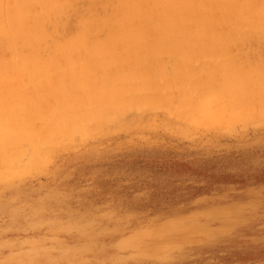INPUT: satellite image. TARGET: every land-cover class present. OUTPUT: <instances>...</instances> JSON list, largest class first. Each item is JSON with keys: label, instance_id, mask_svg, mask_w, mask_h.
Listing matches in <instances>:
<instances>
[{"label": "rangeland", "instance_id": "obj_1", "mask_svg": "<svg viewBox=\"0 0 264 264\" xmlns=\"http://www.w3.org/2000/svg\"><path fill=\"white\" fill-rule=\"evenodd\" d=\"M66 1V12L60 18L41 16V25L46 32V41L41 49L46 53L33 57L37 63L31 62L27 69H22V73L30 71L24 73L25 78L19 77L23 76L21 71L4 65L12 59L11 52L0 53L3 67H0V74L4 72L6 75V80L0 75V108L7 109L4 114L7 119L10 116L7 114L12 112L10 110L16 111L17 118L18 113L25 111L22 110L24 108L28 115L24 112L20 116L28 118H23V121H40L44 117L47 120V116L54 121L56 110L67 112L64 123L61 118L54 121L58 126L64 125L61 126L63 130L59 128L64 137H58L57 147L50 144L44 151L42 149V155L34 163L29 160V155L22 157L21 149L20 152L12 149L15 151L13 155L0 149L4 164L20 153L19 160L9 162L10 168L0 161V264H264V85H261L264 84V28H261L262 32L255 27L251 34L240 40L201 42L203 45L196 51L199 41H194L197 42L195 44L192 40L187 43L186 39H180L176 42L178 47L180 44L179 50L170 53L159 54L135 47L137 51L136 54L131 52L132 56L124 52L129 55L127 59L120 50L114 56L80 53L82 57L76 54L72 58L71 55L61 56L58 48L78 42L84 36L88 37L91 45L106 41L113 35H121L123 39L130 34L131 26L127 31L128 27L124 25L129 10L121 8L120 16H117L116 5L120 0ZM127 2L124 0L123 3ZM0 3L4 7L14 6L16 0H0ZM158 3V0H152V3L151 0H143L141 5H148L147 15H150L152 7ZM258 3L263 6L264 0H258ZM182 6V14L187 16L186 6ZM41 7L34 3L32 11L41 14ZM194 9L192 7L190 11ZM174 10L172 6L170 12ZM125 11L127 13H123ZM181 20L179 18L178 22ZM157 23V18L146 19L144 25L154 28ZM96 24L97 30L92 27ZM213 44L218 46V50L206 47ZM227 46L230 47L228 53ZM191 51L197 54L192 55ZM30 56L31 51L23 54L24 58ZM83 58L85 60L81 62ZM60 60L63 65L57 62ZM127 60L129 63H125ZM181 66L190 67V74L189 68L185 70ZM73 67L77 72L74 69V73ZM65 69L68 73L63 72ZM233 70L237 72L239 77L236 79L240 80L239 86L243 88L240 87L242 92L236 89L239 93L232 91L237 94L225 91L226 84L230 85ZM50 71L54 72L48 74ZM57 71L61 72L60 75ZM41 73L46 77H39ZM62 73L67 76L64 82ZM47 77L54 83L52 85L50 81L52 88L47 84ZM253 77L256 80L250 79ZM22 79L26 82H21V86L19 81ZM57 80L61 81L60 84ZM146 80L150 82L149 88L145 86ZM65 81L68 84L66 88ZM259 83L261 88H258ZM142 89L151 100L147 97L145 101L147 95L141 93ZM134 91L135 95L144 97L137 95V101ZM218 91L222 93L218 99L221 104L218 109L211 107L212 115L203 116L195 112L199 111L200 102L210 94L216 93L217 98ZM47 92L51 93L50 96ZM230 102L236 105L226 109ZM252 105L254 114L250 109ZM183 108L185 112L182 113ZM219 109L221 111L217 113L214 111ZM241 109L246 110L243 112ZM36 112L47 115L42 114L41 119L34 115ZM50 112L55 113L51 115ZM20 116L16 120L11 115L6 125L10 124L9 127L17 130L18 125L21 127L24 123L18 124ZM81 120L86 122L87 128ZM100 120L103 122L99 123ZM78 126L81 128L79 131ZM21 129L16 131L17 134H22ZM0 130L8 133L1 127ZM65 138L71 139L65 141ZM2 152L8 154L7 158L4 154L2 156Z\"/></svg>", "mask_w": 264, "mask_h": 264}, {"label": "bare ground", "instance_id": "obj_2", "mask_svg": "<svg viewBox=\"0 0 264 264\" xmlns=\"http://www.w3.org/2000/svg\"><path fill=\"white\" fill-rule=\"evenodd\" d=\"M66 1V0H65ZM65 1H63V0H16V3L14 4V6L12 5V6H6V7H4L1 3H0V53L1 52H11V54H12V59H10V60H8L7 62H4V65L7 67V68H11V67H14V68H16L17 70H19V71H21V73L23 72L22 71V69H27L28 68V64L30 63L31 64V62H33V63H37V61L36 60H34L35 58H33V57H35V56H40V55H44V53H46V51H44V50H42L41 48H42V44L46 41V32H45V30H44V27L41 25V16L42 15H44V16H46V17H50L51 18V16L53 17H55L56 19L57 18H60L61 16H63L64 15V13L66 12H64V9H65ZM119 1V0H118ZM142 1L143 0H128V2L125 4V3H123L124 2V0H120L119 1V3H118V5H116V10H117V16H120L119 14V12H120V10H122L121 8H124L125 10H129V12H128V14H127V19H126V21H125V23H124V25H125V28L126 27H128V30L127 31H129V28H130V26H131V31H130V34H127V35H125V38L123 37V39H121L122 38V36L121 35H118V37L117 36H115V35H113V36H109V37H107L106 38V41H102V42H98V43H96V44H93V45H91L90 44V42H89V40L87 39L88 37L87 36H84V38H82L80 41H78V42H75V43H72V44H70V45H67V46H64V47H62V48H58V50L60 51V54H61V56H69V55H71V57H72V55L74 56V58H75V56H76V54H79V56H81L83 53H85L86 55L87 54H89V55H98V54H101V55H104V54H107V55H110V54H113V56H114V53H116V52H118L119 50L120 51H123L122 53L120 52V54H122L123 55V53L124 52H128V54H131V56H132V53L131 52H136L137 50L135 49V47L136 48H142L143 50H147V51H156V53H159V54H163V53H170V52H175V51H178L179 50V47H180V44H179V47H178V45L176 44V42L179 40V42H180V39H186L187 40V43L188 42H190V40H192L193 42L194 41H199V43H198V45H197V48L195 49V51L196 50H198L199 48H200V45L202 44L201 42H206V41H217V40H221L222 39V41L223 40H228V39H234V38H238L237 40H240L239 38H242V37H245L246 35H249V34H251V32H252V30L256 27V28H259L260 30H261V28L263 27L264 28V4H263V6L261 5V4H259L258 3V0H239L238 2H235V0H158V4H154V6L152 7V9H151V14L150 13H148V14H150V15H147V12H148V5H141L142 4ZM66 2H68V1H66ZM34 3H39L40 4V6H42L41 8H42V13L40 14V13H36V11L35 12H33L32 11V8H33V5H34ZM144 3H146V2H144ZM151 3H152V0H151ZM67 4V3H66ZM150 4V3H149ZM182 4H184L185 6H186V12H187V16L186 15H184V14H182L183 13V10H184V7L182 6ZM67 6V5H66ZM123 6V7H122ZM150 6H151V4H150ZM172 6H173V9L175 8V10H174V12L172 11V12H170L171 11V9H172ZM68 7V6H67ZM192 7H194L195 9L191 12L190 11V9L192 8ZM67 9V8H66ZM114 10H115V8H114ZM142 10H143V12H142ZM123 13H127L126 11L125 12H123ZM115 14H116V12H115ZM113 17V16H112ZM112 17H111V19H112ZM113 18H115V17H113ZM154 18H157L158 19V23L156 24V25H154V28L152 27V26H150V28H147L145 25H144V22H145V20L147 19V21H148V19L149 20H152V19H154ZM179 18L180 19H182L180 22H178L179 21ZM52 19V18H51ZM111 19H108V20H111ZM107 20V21H108ZM120 20H121V18H120ZM122 20H124V18H122ZM64 24H62L61 26H63ZM97 25V24H96ZM120 26V25H119ZM92 27L93 28H96V27H98V25L97 26H95V25H92ZM122 28V27H121ZM124 28V29H125ZM101 29V28H100ZM96 30H97V28H96ZM119 31H120V29H119ZM123 31V30H122ZM262 31V30H261ZM118 32V31H117ZM124 32V31H123ZM263 32V31H262ZM116 33V32H115ZM119 33V32H118ZM126 33V32H125ZM264 33V32H263ZM174 37V38H173ZM154 40H157L159 43H157V42H155ZM185 40V41H186ZM189 40V41H188ZM235 40V39H234ZM178 42V43H179ZM184 42V41H183ZM195 44L197 43V42H194ZM194 43H192V49H194L193 48V44ZM219 43H221V41L219 42ZM229 43H231V40H230V42ZM228 43V44H229ZM223 44H225V42L223 43ZM221 45V44H219L218 45V43H217V45L218 46H224V47H226L225 45ZM21 45V47H19ZM138 45L139 46H142V47H138ZM183 45H185V44H183ZM188 45V44H187ZM203 45V44H202ZM206 45V44H205ZM196 46V45H195ZM216 46V44H213V45H207L206 47L208 48V47H215ZM217 46V47H218ZM186 48L188 47V46H185ZM205 47V46H204ZM205 47V48H206ZM217 47H215L214 49H216V50H218V48ZM229 46H227V53H228V50H229V48H228ZM156 48V49H155ZM191 48V47H190ZM213 49V48H212ZM211 49V50H212ZM31 51L32 52V57L30 56L29 58H24L23 57V54L25 55V53L27 54L28 53V51ZM142 50V51H143ZM191 50V49H190ZM189 50V51H190ZM206 50V49H205ZM204 50V48H203V52L205 51ZM226 49L224 48V51H225ZM180 51H181V49H180ZM193 51V50H192ZM191 51V52H192ZM208 51V50H207ZM223 51V49H221V52ZM141 52V51H140ZM144 52V51H143ZM184 52V51H183ZM194 52V51H193ZM192 52V55H195V54H197L196 52H195V54ZM206 52V51H205ZM217 52V51H216ZM80 53H82V54H80ZM119 53V52H118ZM138 53V52H137ZM211 53V55L213 56V54H214V51H212V52H210ZM84 54V55H85ZM128 54H126L125 55V53H124V55H125V58L127 59V57L126 56H129ZM136 54V53H135ZM143 54V53H142ZM141 54V55H142ZM149 54V52H147V55ZM158 54V55H159ZM180 54V53H179ZM208 55H209V52L207 53ZM206 54V55H207ZM217 54H219V51H218V53ZM216 54V55H217ZM46 55V54H45ZM89 55H87V56H89ZM122 55H121V57H122ZM123 55V56H124ZM138 55V54H137ZM140 55V56H141ZM157 55V56H158ZM165 55V54H164ZM170 55V54H169ZM177 56H178V53L176 54ZM188 55H189V52H188ZM207 55V56H208ZM87 56H85V57H87ZM112 56V57H113ZM140 56H137V58L138 57H140ZM175 56V55H174ZM177 56H176V58H177ZM219 56V55H218ZM217 56V57H218ZM82 57V56H81ZM84 57V58H85ZM106 57V56H105ZM108 57V56H107ZM117 58H118V56H116ZM136 57V56H135ZM154 56H152V58H153ZM179 57H180V55H179ZM215 57V56H214ZM41 58V57H40ZM70 58V57H69ZM73 58V57H72ZM80 58V57H79ZM83 58V60L81 61V62H83L85 59ZM93 58V57H92ZM159 57H157V59H158ZM25 59V60H24ZM37 59V58H36ZM46 59H48V58H46ZM90 59V58H89ZM94 59V58H93ZM107 59V58H106ZM129 59V58H128ZM141 59V58H140ZM208 59H209V57H208ZM214 59H216V57L214 58ZM213 59V60H214ZM61 60H63V59H61ZM61 60L60 61H57V62H59V64L61 65H63V62H61ZM72 59H70L69 60V63H70V61H71ZM80 60V59H79ZM78 60V61H79ZM87 60V59H86ZM99 60H100V58H99ZM116 60V59H115ZM134 60V59H133ZM145 60V58L142 60V61H144ZM179 60V63H180V59H178ZM210 60V59H209ZM43 61H44V58H43ZM54 61V60H53ZM94 61V60H93ZM104 61H106V60H104ZM118 61V60H117ZM149 61V60H148ZM41 62V61H40ZM89 62H90V60H89ZM111 62V61H110ZM109 62V63H110ZM129 63L128 62V60L127 61H125V63ZM132 62V61H131ZM130 62V63H131ZM210 62H212V59H211V61ZM47 64H48V62H46ZM45 63V64H46ZM76 65H77V59H76ZM74 63V64H75ZM91 63V62H90ZM106 63V62H105ZM105 63H103L104 65H105ZM136 63H138V62H136ZM182 63V62H181ZM189 63V62H188ZM209 63V62H208ZM217 63H218V61H217ZM216 63V64H217ZM1 61H0V67H1ZM39 64V63H38ZM37 64V65H38ZM46 64V65H47ZM49 64H51V62L49 63ZM55 65H56V63H54ZM65 64H67V63H65ZM73 64V65H74ZM78 64H79V62H78ZM82 64V63H81ZM89 64V63H88ZM111 64V63H110ZM110 64H109V66H110ZM178 64V63H177ZM215 64V62L212 64V65H214ZM41 65L42 64H40V66L39 67H41ZM43 65H44V63H43ZM52 65V64H51ZM136 65V64H135ZM135 65H134V67H135ZM143 64H141V66H142ZM146 65V64H145ZM144 65V66H145ZM179 65V64H178ZM177 65V66H178ZM210 65V64H209ZM208 65V66H209ZM211 65V66H212ZM36 66V65H35ZM48 66V65H47ZM58 66V68H60V66L59 65H57ZM81 66H83V65H81ZM124 66H126L125 64H124ZM132 65H130L129 67H131ZM161 66V65H160ZM184 66H185V64H184ZM184 66H181L182 68H185ZM46 66L44 65V68H45ZM62 67V66H61ZM64 67H66V66H64ZM74 67H76L77 68V66H74ZM73 67V70L75 69ZM86 66H85V63H84V68H85ZM98 67V66H97ZM96 67V69H99V68H97ZM118 67H119V65H118ZM1 68H3V67H1ZM0 68V69H1ZM35 68V67H34ZM33 68V69H34ZM42 68V67H41ZM40 68V69H41ZM49 68H51V67H49ZM67 68H68V66H67ZM112 68V67H111ZM113 68H116V67H113ZM126 68V67H125ZM125 68H123V69H125ZM132 68V67H131ZM138 68H140V67H138ZM146 68V67H145ZM189 68V69H188ZM187 69H188V73H189V71H190V67H188ZM211 67L209 66V69H210ZM15 69V70H16ZM31 68H29V70H30ZM52 69H54V67H52ZM71 69V68H70ZM93 69V68H92ZM94 69H95V66H94ZM123 69H121V70H123ZM126 69H128V68H126ZM141 69V68H140ZM186 68H185V70H187ZM51 70V69H50ZM61 71H62V69H60ZM76 70V69H75ZM75 70H74V73H75ZM80 70H82V69H80ZM83 70H86V69H83ZM82 70V71H83ZM90 71H91V68L89 69ZM102 70V69H101ZM107 70V69H106ZM105 70V71H106ZM112 70V69H111ZM139 70V69H138ZM154 70V69H153ZM159 70V69H158ZM157 70V72H159ZM197 70V69H196ZM196 70H194V71H196ZM3 71V70H2ZM26 71H28V70H26ZM26 71H24V73L26 72ZM33 71V70H32ZM37 71V70H36ZM35 71V72H36ZM40 71V70H39ZM38 71V72H39ZM45 71V70H44ZM48 71H49V69H48ZM59 71V70H58ZM58 71H57V74H59V73H61V72H59L58 73ZM66 71H67V73H68V70H66L65 69V71H63V72H65L66 73ZM71 71V70H70ZM88 71V70H87ZM87 71H85V72H87ZM89 71V72H90ZM105 71H104V73H105ZM109 71V70H108ZM130 71V70H129ZM129 71H127V74H128V72ZM137 71V70H136ZM152 71V70H151ZM192 72H191V74L193 73V70H191ZM210 71V70H209ZM9 72V71H8ZM28 72H30V71H28ZM41 72H43V71H41ZM52 72H54V71H50V73L48 72V74H51ZM76 72H77V70H76ZM84 72V73H85ZM88 72V73H89ZM176 72V71H175ZM186 72V71H185ZM4 72H2V74H0V75H3V77L1 78V79H4V76H6V75H4L3 74ZM7 73V72H6ZM24 73H22L23 74V76L22 75H20L19 77H24L25 78V76H24ZM40 73V72H39ZM44 73V72H43ZM43 73H41L42 74V76H39V77H43V75L46 77V75L45 74H43ZM45 73H46V71H45ZM74 73H72V74H74ZM83 73V74H84ZM91 73H93V71L91 72ZM112 73V72H111ZM131 73H132V70H131ZM161 73V72H160ZM176 73H178V71L176 72ZM183 73V72H182ZM197 73H198V70H197ZM209 73V72H208ZM29 74V73H28ZM37 74V73H36ZM36 74H35V76H36ZM41 74H39V75H41ZM71 74V73H70ZM106 74H107V72H106ZM119 74V73H118ZM120 74H122V73H120ZM140 74H142V73H140ZM175 74V73H174ZM173 74V75H174ZM190 74V73H189ZM195 73H193L192 75H194ZM222 74V73H221ZM225 74V73H224ZM231 79L229 80V84L231 85H228V83H227V81H226V88H225V91H230L231 93H232V91H234L235 90V92H237V90L236 89H240V87L241 86H239L240 85V83H239V81L240 80H237L236 78L237 77H239V76H237V72H234V70L231 72ZM55 75H56V72H55ZM60 75V74H59ZM58 75V76H59ZM62 75H63V73H62ZM67 75V74H66ZM75 75V74H74ZM133 75V73L131 74V76ZM147 75V74H146ZM178 75V74H177ZM180 75V74H179ZM191 75V76H192ZM212 75H213V73H212ZM223 75V74H222ZM33 76V75H32ZM35 76H33V77H35ZM53 76H54V73H53ZM64 76V79H63V81L62 82H64V80H65V78L67 77V76H65V75H63ZM73 76V75H72ZM86 76H88V74L86 75ZM121 76V75H120ZM131 76H129L128 75V77H131ZM135 76V75H134ZM136 76H137V74H136ZM152 76H153V74H152ZM183 76V75H182ZM198 76V75H197ZM7 77H8V74H7ZM30 77V81H31V76H29ZM32 77V78H33ZM36 77H38V76H36ZM89 77H90V75H89ZM92 77V76H91ZM181 77V76H180ZM184 77V76H183ZM189 77V76H188ZM219 78H220V74H219V76H218ZM252 77V76H251ZM255 77V76H254ZM254 77L253 78H250V79H254ZM44 78V77H43ZM43 78H41L42 79V81L44 80ZM49 78V79H48ZM54 78V77H53ZM52 78V79H53ZM56 78V77H55ZM69 78V77H68ZM77 77H75V79H76ZM87 78V77H86ZM123 78H125V77H123ZM137 79H138V77H136ZM161 78V77H160ZM174 78V77H173ZM179 78V77H178ZM178 78H177V80H178ZM193 78H195V77H193ZM197 78V77H196ZM219 78H217V79H219ZM256 78V77H255ZM19 79V78H18ZM36 79H38V78H36ZM35 79V80H36ZM47 81H48V85L50 84V77H47ZM70 79L72 80L73 79V77L71 78L70 77ZM120 79H121V77H120ZM119 79V80H120ZM136 79V80H137ZM183 79V78H182ZM188 79V78H187ZM201 79H202V77H201ZM201 79H200V81H201ZM203 79H204V77H203ZM229 79V78H228ZM243 79V78H242ZM246 80H248L247 78H245ZM244 79V80H245ZM257 80H259V79H261L260 77H259V79L258 78H256ZM256 79H254V80H256ZM4 80H6V79H4ZM25 80V79H24ZM23 79L21 80V81H19V83H21V82H23L24 81ZM34 80V79H33ZM55 80V79H54ZM61 80H62V78H61ZM68 80V79H67ZM77 80V79H76ZM80 79H78V81H79ZM124 80V79H123ZM128 80H130L129 78H128ZM132 80V79H131ZM149 80V79H148ZM160 81H161V79H159ZM168 80V79H167ZM175 80V79H174ZM208 80V79H207ZM7 81H8V79H7ZM6 81V82H7ZM17 81V80H16ZM29 81V82H30ZM42 81L40 80V83H42ZM60 81V80H59ZM59 81L57 80L56 82H58L59 83ZM84 81H85V78H84ZM84 81H82L83 83H84ZM88 81V80H87ZM138 81V80H137ZM152 81V80H151ZM183 81V80H182ZM188 81V80H187ZM200 81L198 82V83H200ZM242 81V80H241ZM249 81V80H248ZM261 81V80H260ZM2 82V81H1ZM24 82H26V81H24ZM32 82V81H31ZM61 82V81H60ZM66 82V81H65ZM86 82V81H85ZM166 82V81H165ZM169 82H170V80H169ZM178 82V81H177ZM243 82V81H242ZM245 82V81H244ZM257 82V81H256ZM256 82H252V83H256ZM43 83H44V81H43ZM43 83L41 84V85H43ZM45 83V84H46ZM51 83H52V85L54 84L52 81H51ZM121 83V82H120ZM131 83H132V81H131ZM138 83H139V81H138ZM161 83H164V81L162 82L161 81ZM207 83V82H206ZM249 83V82H248ZM261 83H262V81H261ZM6 84V83H5ZM35 84H36V82H35ZM39 84V83H38ZM60 84V83H59ZM66 84H67V82H66ZM65 84V87L64 88H66V86H68V84L66 85ZM77 84H78V82H77ZM133 84V83H132ZM134 84H135V81H134ZM151 84H153V83H151ZM183 84V83H182ZM190 84V83H189ZM244 85H245V83H243ZM258 84V83H257ZM40 85V84H39ZM141 85V84H140ZM140 85H139V90H141V88H140ZM211 85H213L212 83H211ZM221 85V84H220ZM220 85H218V88H220ZM243 85V86H244ZM261 85H264V84H261ZM21 86H22V83H21ZM50 86V85H49ZM55 86V85H54ZM54 86H53V88H54ZM145 86L147 87V88H149V86H150V82H148L147 80L145 81ZM162 86V85H161ZM189 86V85H188ZM216 87H217V85H215ZM214 86V87H215ZM250 86H251V84H250ZM254 86H256V85H254L253 84V87ZM258 86V85H257ZM259 86H260V83H259ZM258 86V88H261V86L259 87ZM24 87V86H23ZM22 87V88H23ZM51 87V86H50ZM50 87H49V90H50ZM56 87V86H55ZM58 87H59V85H58ZM61 87V86H60ZM110 87V86H109ZM125 87V86H124ZM135 87V86H134ZM154 87V86H153ZM204 87V86H203ZM215 87V88H216ZM252 87V86H251ZM43 88H47V87H43ZM52 88V87H51ZM218 88H216V90L218 89ZM264 88V87H263ZM41 89V88H40ZM58 89H60V88H58ZM124 89V88H123ZM122 89V90H123ZM241 89L243 90V88L241 87ZM240 89V91L242 92V90ZM246 89L248 90V88L246 87ZM43 90V89H42ZM54 90H56V89H54ZM114 90V89H113ZM120 90V89H119ZM133 90H134V88H133ZM161 90H163V89H161ZM246 90V91H247ZM44 91V90H43ZM51 91H52V89H51ZM59 91V90H58ZM106 91V90H105ZM145 91H147V90H145ZM153 91V90H152ZM157 91V90H156ZM165 91V90H164ZM246 91H244V93L246 92ZM252 91V90H251ZM257 91V90H256ZM262 91V90H261ZM42 92V91H41ZM45 92L46 91H44V93L43 94H45ZM52 92H54V91H52ZM110 92V91H109ZM119 92V91H118ZM128 92V91H127ZM135 92L136 91H134V95H135ZM151 92V91H150ZM185 92V90L183 91V93ZM219 92V91H218ZM217 92V93H218ZM141 93H143V95H147V93H144V91H143V89H142V92ZM140 93V94H141ZM155 93V92H154ZM237 93H239V92H237ZM237 93H232V94H237ZM50 94L51 93H49L48 94V92H47V95H49L50 96ZM119 94V93H118ZM157 94V93H156ZM163 94H165V93H163ZM222 93H221V91L219 92V96L217 97V98H215V96H217V94L215 93V94H210L211 96H209V98H205V99H203L200 103V105H198V106H200V109H199V111H198V109L197 110H195V112H200V114L201 115H203V116H205V115H212V111H211V109L213 108V107H215L216 109H218V107L217 106H219V104H221V101H219L218 99H220L219 97H220V95H221ZM243 94V93H242ZM241 94V95H242ZM248 94V91L246 92V94L245 95H247ZM263 94V93H262ZM53 95V94H52ZM129 96H131L132 97V95L131 94H128ZM138 95V94H137ZM135 95L134 97H136V99H137V101L139 100V98H137L138 96H143V95ZM158 95H159V93H158ZM225 95H226V93L224 94V97H225ZM229 95L231 96V94L229 93ZM244 95V96H245ZM65 96V95H64ZM122 96H124V93H123V95ZM121 96V94H120V97L123 99V97ZM156 96V95H155ZM154 96V97H155ZM233 97L234 96H236V95H232ZM52 97V96H51ZM68 97V96H67ZM118 97V96H117ZM125 98L126 97H128V96H124ZM144 97V96H143ZM143 97H141V99L143 98ZM147 97H148V95L146 96V98H145V101H146V99H147ZM227 98H230V97H228V96H226ZM248 97V96H247ZM259 97V96H258ZM64 98H66V97H64ZM72 98V97H71ZM125 98H124V100L122 101L123 103H124V101H125ZM169 98H171V97H169ZM240 98V97H239ZM238 98V99H239ZM250 98H251V96H250ZM69 99V98H68ZM74 99V98H73ZM114 99V98H113ZM127 99V98H126ZM134 99V98H133ZM148 99H150L151 100V97L149 98L148 97ZM155 99V98H154ZM222 99V98H221ZM236 99V98H235ZM252 99V98H251ZM59 100H61V99H59ZM75 100L76 99H74V101L73 102H75ZM115 100V99H114ZM114 100H112V101H114ZM232 100V99H231ZM110 101V100H109ZM156 101V100H155ZM161 101V100H160ZM162 101H163V99H162ZM225 101V100H224ZM237 101V100H236ZM242 101V100H241ZM247 101V100H246ZM59 102H61V101H59ZM65 102V101H64ZM120 102V101H119ZM140 102H141V100H140ZM151 102H153V101H151ZM151 102H148V104L149 103H151ZM226 102V101H225ZM11 103H13V102H11ZM11 103H9L10 105H11ZM15 103V102H14ZM114 104H115V102H113ZM132 103H134V100H133V102ZM132 103H130V104H132ZM141 103H144V102H141ZM140 103V104H141ZM165 103V102H164ZM222 103H224V102H222ZM241 103H244V102H241ZM241 103H240V105H241ZM250 104H252L253 103V100H252V102H249ZM57 104H59V103H57ZM74 104V103H73ZM81 104V103H80ZM114 104H113V106H114ZM117 104H119L118 102H117ZM126 104V103H125ZM146 104V103H145ZM166 104V103H165ZM228 104H231V105H228L229 107H227L226 109H229V108H231L233 105L232 104H234V103H232V102H230V103H228ZM239 104V103H238ZM250 104H248V105H250ZM17 105V104H16ZM16 105H14L15 107H17ZM51 105V104H50ZM65 105H66V103H65ZM71 105V104H70ZM121 105V104H120ZM124 105V104H123ZM126 105H128V103L126 104ZM142 105H144V104H142ZM147 105V104H146ZM150 105V104H149ZM236 105V103L234 104V106ZM14 106H13V109H14ZM18 106H19V103H18ZM55 106V105H54ZM112 106V108H114ZM115 106H116V104H115ZM136 106H138V105H136ZM222 106V105H221ZM224 106V105H223ZM222 106V107H223ZM238 106V105H237ZM67 107V106H66ZM73 107H74V105H73ZM76 107H77V105H76ZM75 107V108H76ZM86 107V106H85ZM105 107H107V106H105ZM118 107V106H117ZM120 107V106H119ZM118 107V108H119ZM125 107H127V106H125ZM125 107H124V109H125ZM141 107V106H140ZM190 107V106H189ZM197 107V106H196ZM195 107V108H196ZM212 107V108H211ZM239 107V106H238ZM253 105L250 107V109L252 110L253 108ZM60 108V107H59ZM62 108H63V106H62ZM70 108V107H69ZM82 108V107H81ZM90 108V107H89ZM94 108H95V106H94ZM116 108V107H115ZM117 108V109H118ZM128 108V107H127ZM220 109H221V107H219ZM236 108V107H235ZM246 108V107H245ZM247 108H248V106H247ZM1 109V108H0ZM11 109V108H10ZM18 109H19V107H18ZM36 109H38V108H36ZM67 109V108H66ZM78 109V108H77ZM87 109V108H86ZM121 109V108H120ZM119 109V110H120ZM129 109H131V108H129ZM191 110L193 109V107L192 108H190ZM214 109V108H213ZM212 109V110H213ZM218 110V111H216V110H214L216 113L217 112H219V111H221V110ZM237 109V108H236ZM7 109L5 108V110L4 109H1L0 110V127L2 128V129H5L6 131H8V133H1L0 132V149H4V153H5V150H6V152L8 153V154H10L11 153V155H13L12 153H13V151H12V149H15V150H18L19 149V152H20V149H21V151H22V157L23 156H26V155H29L30 156V158H29V160L31 161V162H33L34 163V161L40 156V155H42V149H43V151H44V148H46L48 145H50V144H55V142L56 141H58L57 139H58V137L62 134V132L60 131V129L61 130H63L62 128H61V126H64V125H56V122H58L59 120H60V118L62 119V122L65 120L64 119V117L66 116L65 114L67 113V112H61L60 110H59V112H58V110H56L55 112H52V113H55V116H53V118H54V121H56V122H54V121H50L49 119V116H47V120H46V118L44 117L43 119H42V117H43V115L44 116H46L47 115V113H46V115L44 114V113H42V112H40L41 113V115H42V117H40L41 115L39 114V113H34V115H37V117L39 118H41L42 120H38L37 118H36V116L34 117V118H36L37 120L36 121H33V120H29V119H27V120H29V121H23V118H28L27 116H22L23 115V113L26 111V108H24V109H22L23 111V113H18V115L20 116V114H22L21 116H22V118H21V116H20V118H21V120L19 119V122H18V124H21L22 123V121L24 122V123H22V134L21 135H19V134H17V130H19L21 127L18 125V129L17 130H14V128L12 129L11 127H9V125L7 126L6 124L8 123V121L7 120H9V118H10V116L12 115L13 116V119L14 118H16V114L17 113H15V112H13V110H10V111H12V112H10L9 114H7V115H10L9 117H8V119L4 116V114H6L7 113V111H6ZM70 110H72V109H70ZM69 110V111H70ZM75 110V109H74ZM95 110V109H94ZM190 110V111H191ZM230 110H232V109H230ZM242 110V109H241ZM244 111L246 110V109H243ZM242 110V111H243ZM251 110H249V111H251ZM253 110H255V109H253ZM253 110H252V112H253ZM27 111H28V109H27ZM32 111H34V109H32ZM78 111V110H77ZM81 111V110H80ZM127 111V109L124 111V112H126ZM180 111V110H179ZM183 111H184V108H183V110L181 109V112L183 113ZM193 111V110H192ZM243 111V112H244ZM249 111H247V112H249ZM96 112V111H95ZM101 112V111H100ZM109 112V111H108ZM120 112H122V109H121V111ZM123 112V113H124ZM185 112V111H184ZM233 112V111H232ZM237 112V111H236ZM11 113H15L14 115H15V117H14V115L13 114H11ZM33 113V112H32ZM51 112H50V114L51 115H53ZM89 113V112H88ZM102 113V112H101ZM115 113L116 114H119L120 115V113H118V111L116 112V110H115ZM198 113H196L197 115H198ZM227 113V112H226ZM235 113V112H234ZM39 114V115H38ZM109 114V113H108ZM188 114V113H187ZM199 114V115H200ZM220 114V113H219ZM222 114H224L223 112H222ZM246 114V113H245ZM245 114H244V116H245ZM247 114H249V113H247ZM251 114V113H250ZM249 114V115H250ZM253 114H254V112H253ZM25 115H28L26 112H25ZM32 117L34 116V115H32V114H30ZM50 115V116H51ZM70 115V114H69ZM78 115H79V112H78ZM19 116H17V118H19ZM82 116V115H81ZM103 116L104 115H102V117L101 118H103ZM122 116H125V114L124 115H122ZM194 116V114L192 115V117ZM247 116V115H246ZM67 117V116H66ZM95 117V116H94ZM100 117V116H99ZM108 117H110V115H108ZM115 117V116H114ZM117 117H118V115H117ZM186 117V116H185ZM17 118H16V120H17ZM33 118V119H34ZM70 118H72V117H70ZM78 118V117H77ZM87 118V117H86ZM119 118V117H118ZM118 118H115V120H118ZM123 119H124V117H122ZM187 118V117H186ZM248 118V117H247ZM31 119V118H30ZM52 119V118H51ZM109 120H110V118H108ZM111 119H112V117H111ZM188 119V118H187ZM193 119V118H192ZM97 120H98V118H97ZM104 120V119H103ZM108 120V121H109ZM114 120V121H115ZM12 121V118H11V120H10V122ZM69 120H67V122H68ZM84 121H85V119H84ZM93 121H94V119H93ZM96 121V120H95ZM94 121V122H95ZM111 121V120H110ZM109 121V122H110ZM113 121V120H112ZM125 121V120H124ZM9 122V123H10ZM21 122V123H20ZM81 122H82V120H81ZM99 123L100 122H103V121H98ZM98 122H96L95 124L99 127V125H98ZM14 122H12V124H13ZM15 123H16V121H15ZM64 123V122H63ZM78 123V125L80 126V123L79 122H77ZM83 124L85 123L86 124V122H82ZM88 123V122H87ZM90 123V122H89ZM89 123H88V126H90L89 125ZM92 123V122H91ZM108 123V122H107ZM85 124H84V126H85ZM16 126H17V124H15ZM52 125V126H51ZM54 125H56L55 126V128L53 127ZM67 125L68 126H70V123H67ZM73 125V124H72ZM92 125H93V123H92ZM101 125H103L102 123H101ZM100 125V126H101ZM11 126H13V125H11ZM15 126V127H16ZM78 126V128H80ZM87 126V125H86ZM85 126V127H86ZM3 127H5V128H3ZM8 127V128H7ZM14 127V126H13ZM74 127V126H73ZM91 127V126H90ZM96 127V126H95ZM95 127H94V129H95ZM60 128V129H59ZM64 128V127H63ZM68 129L69 130V128L67 127V126H65V129ZM81 128L83 129V127H82V124H81ZM81 128L80 129H78V131L79 130H81ZM87 128V127H86ZM101 128V127H100ZM102 129V128H101ZM75 130V129H74ZM73 130V131H74ZM83 130H85V128L83 129ZM1 131V130H0ZM67 131V130H66ZM70 131H71V129H70ZM75 131H77V130H75ZM74 131V132H75ZM92 131H93V127H92ZM95 131V130H94ZM93 131V132H94ZM97 131H99V129H97ZM21 133V132H20ZM64 133V132H63ZM66 133V132H65ZM68 133H69V131H68ZM67 133V134H68ZM66 134V135H67ZM66 135H65V137H66ZM61 136H63L64 137V135H61ZM68 136V135H67ZM69 136H71L72 137V134H70ZM62 137V138H63ZM60 138V137H59ZM68 139V138H67ZM67 139L65 138V141H67ZM71 139V138H70ZM70 139H68V141L70 140ZM64 140V139H63ZM61 141V140H60ZM59 141V145L58 146H60V142ZM56 144H57V142H56ZM56 144H55V146H56ZM62 144H64L63 142H62ZM62 147H63V145H61ZM57 147V146H56ZM67 148V147H66ZM54 149H56V148H53L52 150H54ZM58 150V149H57ZM1 153L2 154V156H4L5 155V158H7L6 156H8V154L6 153V154H4V153ZM10 152V153H9ZM53 152V151H52ZM14 153H15V151H14ZM46 153V152H45ZM4 154V155H3ZM17 154H18V152H17ZM20 154V153H19ZM18 154V155H19ZM18 155H17V158H18ZM10 156V155H9ZM1 157V156H0ZM11 157V156H10ZM9 157V158H10ZM4 158V159H5ZM8 158V159H9ZM13 159L11 160V161H15V159H17V158H14V157H12ZM8 159H6V160H8ZM21 159V158H20ZM2 160V157L0 158V161ZM17 160H19V159H17ZM22 160V159H21ZM9 162H11L10 161V159L8 160ZM7 161V162H8ZM3 164H4V160L3 161H1ZM9 162H8V166H9ZM17 162V161H16ZM15 162V163H16ZM12 163V162H11ZM20 163V162H19ZM6 164H4V165H6ZM13 164H14V162H13ZM16 164H18V163H16ZM7 166V167H8ZM11 166V165H10ZM10 166H9V168H10ZM13 166V165H12ZM17 166V165H16ZM1 168H3V167H1ZM6 169V168H5ZM4 169V170H5ZM16 169V168H15ZM15 169L13 170L14 172H15ZM11 171L12 169H7V171ZM18 170V169H17ZM3 171V170H2ZM19 171V170H18ZM17 171V172H18ZM16 173V172H15Z\"/></svg>", "mask_w": 264, "mask_h": 264}]
</instances>
